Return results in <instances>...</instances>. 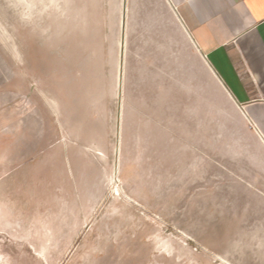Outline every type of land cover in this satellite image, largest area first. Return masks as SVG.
Instances as JSON below:
<instances>
[{"label":"rangeland","instance_id":"1","mask_svg":"<svg viewBox=\"0 0 264 264\" xmlns=\"http://www.w3.org/2000/svg\"><path fill=\"white\" fill-rule=\"evenodd\" d=\"M123 8L0 0V126L27 97L70 159L0 169V264H264V146L204 62L123 60Z\"/></svg>","mask_w":264,"mask_h":264},{"label":"crops","instance_id":"2","mask_svg":"<svg viewBox=\"0 0 264 264\" xmlns=\"http://www.w3.org/2000/svg\"><path fill=\"white\" fill-rule=\"evenodd\" d=\"M124 8L123 60L129 45L194 71L204 62L264 146V0H125ZM22 99L17 125L0 126L2 172L34 157L58 165L66 155L69 164V151L54 147V115Z\"/></svg>","mask_w":264,"mask_h":264},{"label":"bare ground","instance_id":"3","mask_svg":"<svg viewBox=\"0 0 264 264\" xmlns=\"http://www.w3.org/2000/svg\"><path fill=\"white\" fill-rule=\"evenodd\" d=\"M124 7H125V4H124ZM124 9L125 8H123V13H124ZM121 16H122V23H121V25H122V30H123V28H124V15H121Z\"/></svg>","mask_w":264,"mask_h":264},{"label":"water","instance_id":"4","mask_svg":"<svg viewBox=\"0 0 264 264\" xmlns=\"http://www.w3.org/2000/svg\"><path fill=\"white\" fill-rule=\"evenodd\" d=\"M124 4H125V1H124Z\"/></svg>","mask_w":264,"mask_h":264}]
</instances>
